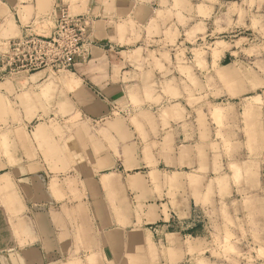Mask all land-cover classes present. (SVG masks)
<instances>
[{
    "label": "crops",
    "instance_id": "obj_1",
    "mask_svg": "<svg viewBox=\"0 0 264 264\" xmlns=\"http://www.w3.org/2000/svg\"><path fill=\"white\" fill-rule=\"evenodd\" d=\"M247 3L0 0V57L50 35L62 8L90 19L94 42L73 70L0 68V264H174L194 249L223 179L206 102L230 126L245 111L263 122L264 104L242 100L264 88V53L231 40L195 54L190 26L211 13L264 26V0Z\"/></svg>",
    "mask_w": 264,
    "mask_h": 264
},
{
    "label": "rangeland",
    "instance_id": "obj_2",
    "mask_svg": "<svg viewBox=\"0 0 264 264\" xmlns=\"http://www.w3.org/2000/svg\"><path fill=\"white\" fill-rule=\"evenodd\" d=\"M221 1L223 5L237 1L239 7L247 5V1L250 6L262 3V0ZM261 3L259 7L263 5ZM214 17L213 13L206 14L207 26L202 29L190 26L189 39L191 45H194L192 48H199L194 51L195 54H215L214 47L231 40L242 44L248 42L255 48L254 54L264 53V26L248 29L244 26L242 30L231 31L224 29L228 26H214ZM197 33L200 35L198 40L195 38ZM18 99L21 105L28 104L27 101H22L21 95ZM242 101L264 104V88L259 90L258 94ZM213 105V102H206L205 117L216 124L215 139L218 145L213 149L220 151L221 157L214 161H219L221 165L222 191L216 195L218 205L205 208L206 230L195 231L192 234L194 239L190 238L187 243L188 247L194 249L189 248L187 254L182 256L174 255V264H264V126H261L264 121L259 117L258 126H255L252 120L253 112L245 111L240 112L237 123L230 126L229 111L214 112ZM32 112L18 111L19 114ZM29 130L32 136V128ZM1 138L0 143L5 149V138L2 134ZM226 175L231 179H225L228 178ZM155 229L157 226L151 228Z\"/></svg>",
    "mask_w": 264,
    "mask_h": 264
},
{
    "label": "built area",
    "instance_id": "obj_3",
    "mask_svg": "<svg viewBox=\"0 0 264 264\" xmlns=\"http://www.w3.org/2000/svg\"><path fill=\"white\" fill-rule=\"evenodd\" d=\"M93 44L90 19L62 8L50 35L25 32L11 40L0 68L8 73L73 70L78 60L90 57Z\"/></svg>",
    "mask_w": 264,
    "mask_h": 264
}]
</instances>
